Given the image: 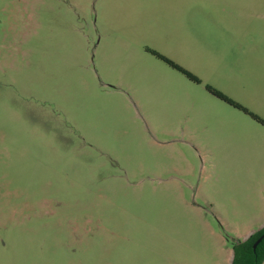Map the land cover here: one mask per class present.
<instances>
[{"label":"rangeland","instance_id":"rangeland-1","mask_svg":"<svg viewBox=\"0 0 264 264\" xmlns=\"http://www.w3.org/2000/svg\"><path fill=\"white\" fill-rule=\"evenodd\" d=\"M262 223L264 0H0V264H231Z\"/></svg>","mask_w":264,"mask_h":264},{"label":"trees","instance_id":"trees-1","mask_svg":"<svg viewBox=\"0 0 264 264\" xmlns=\"http://www.w3.org/2000/svg\"><path fill=\"white\" fill-rule=\"evenodd\" d=\"M157 55L161 59H163L165 62H167L169 65H171L172 67L182 71L188 77L197 80L194 76H192L191 74H189L188 72L180 68V66H178L174 62L168 60L167 58H165L164 56L160 54H157ZM208 89L212 94H214L219 99L227 102L228 104L232 105L233 107L239 110H242L248 113L252 118L257 119V117L254 114L248 112L247 109L235 103L234 101L226 97L224 94L216 90H213L211 88H208ZM261 237H262L261 241L259 242L257 247L254 249L253 245ZM263 263H264V227L254 232L253 234H251L245 240H242V241L238 240L233 243V257H232L231 264H263Z\"/></svg>","mask_w":264,"mask_h":264},{"label":"crops","instance_id":"crops-1","mask_svg":"<svg viewBox=\"0 0 264 264\" xmlns=\"http://www.w3.org/2000/svg\"><path fill=\"white\" fill-rule=\"evenodd\" d=\"M264 227V223H262L259 227V229L263 228ZM259 229L255 230V231H252L246 238H248L251 234H253L254 232L258 231ZM245 240V239H244ZM233 257V255H232Z\"/></svg>","mask_w":264,"mask_h":264},{"label":"water","instance_id":"water-1","mask_svg":"<svg viewBox=\"0 0 264 264\" xmlns=\"http://www.w3.org/2000/svg\"><path fill=\"white\" fill-rule=\"evenodd\" d=\"M262 237H263V236H262ZM262 237L259 238V239L255 242V244L253 245V248H254V249L257 247V245H258L259 242L261 241Z\"/></svg>","mask_w":264,"mask_h":264}]
</instances>
